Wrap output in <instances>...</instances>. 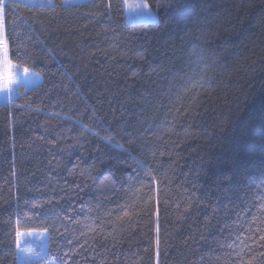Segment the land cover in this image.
I'll return each mask as SVG.
<instances>
[{"label": "trees", "instance_id": "1", "mask_svg": "<svg viewBox=\"0 0 264 264\" xmlns=\"http://www.w3.org/2000/svg\"><path fill=\"white\" fill-rule=\"evenodd\" d=\"M53 1L6 2L0 264H264V0Z\"/></svg>", "mask_w": 264, "mask_h": 264}, {"label": "rangeland", "instance_id": "2", "mask_svg": "<svg viewBox=\"0 0 264 264\" xmlns=\"http://www.w3.org/2000/svg\"><path fill=\"white\" fill-rule=\"evenodd\" d=\"M24 3L29 5H44L39 2V0H22ZM94 1V0H74L72 4L65 3V0H63V5L65 8H69L71 6H77L81 4H85L87 2ZM124 2V0H123ZM129 4H141V3H147L146 0H127ZM54 5V1L52 0V4L50 6ZM126 15H127V21L129 24H151L157 21V14L156 12L149 6L150 12L148 10L139 9L137 11H130L128 7L125 5ZM37 79H40L41 77L36 76ZM39 80H37L38 82ZM34 79H27V86L33 87L37 86V83ZM20 248L23 249L21 251L19 249L18 252V259L19 264H26L31 261H33L36 258H39L41 256H44L47 253L48 248V240L47 235L43 234H34L28 236L25 235L21 237V244Z\"/></svg>", "mask_w": 264, "mask_h": 264}, {"label": "snow or ice", "instance_id": "3", "mask_svg": "<svg viewBox=\"0 0 264 264\" xmlns=\"http://www.w3.org/2000/svg\"><path fill=\"white\" fill-rule=\"evenodd\" d=\"M41 4H52V0H39ZM74 0H65V3L72 4ZM125 5L128 7L130 11H137L139 9L148 10L150 12L149 5L147 3L141 4H129L127 0H124ZM5 8L6 3L5 0H0V69H2V73H0V91L7 94L8 99L12 98L13 86L17 83L19 78V72L22 68L23 73L27 77H31L33 75H39L38 73L31 72L30 68L23 65H15L12 62L10 51H9V43L4 34V16H5ZM47 232V229H44ZM25 235H32L31 232L24 233L19 231L16 232V245L17 248L23 251L20 248L21 237ZM264 239V237H261ZM159 242V241H158Z\"/></svg>", "mask_w": 264, "mask_h": 264}, {"label": "crops", "instance_id": "4", "mask_svg": "<svg viewBox=\"0 0 264 264\" xmlns=\"http://www.w3.org/2000/svg\"><path fill=\"white\" fill-rule=\"evenodd\" d=\"M6 2H7V0H5V3ZM4 34L6 36V21H5V16H4ZM0 73H2V69H0ZM31 78L34 79L32 76L31 77L25 76V74L23 73V71L20 70L18 81L13 86L12 98L9 100L8 97H7V94L6 93H3L2 91H0V105H10V106L13 105L14 101L16 100V98L18 96V90L22 86L28 88V86H27V79H31Z\"/></svg>", "mask_w": 264, "mask_h": 264}]
</instances>
